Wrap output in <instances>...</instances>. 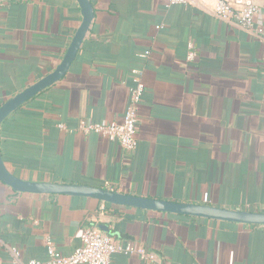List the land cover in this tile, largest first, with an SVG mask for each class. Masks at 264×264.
I'll list each match as a JSON object with an SVG mask.
<instances>
[{
	"label": "crops",
	"instance_id": "0c3cea01",
	"mask_svg": "<svg viewBox=\"0 0 264 264\" xmlns=\"http://www.w3.org/2000/svg\"><path fill=\"white\" fill-rule=\"evenodd\" d=\"M91 2L95 20L69 73L0 129L9 170L28 181L264 211L263 43L193 5ZM255 2L264 23V0ZM82 20L75 0L1 2L0 106L58 67ZM133 70L145 91L138 147L127 152L79 126L123 120ZM94 226L150 255L116 254L112 264H264V226L18 193L0 181V264H12L10 247L24 263L47 260V238L71 255Z\"/></svg>",
	"mask_w": 264,
	"mask_h": 264
},
{
	"label": "built area",
	"instance_id": "2783aa9c",
	"mask_svg": "<svg viewBox=\"0 0 264 264\" xmlns=\"http://www.w3.org/2000/svg\"><path fill=\"white\" fill-rule=\"evenodd\" d=\"M182 4L203 9L221 21L238 24L264 45V26L257 24L261 10L255 0H215L212 4H209L207 0H167L168 7ZM148 55L149 52L141 56L147 57ZM197 57L198 53L194 44L191 43L188 59L193 61ZM262 65V76L264 77V59ZM132 74L134 86L131 88L130 103L121 122L82 121L79 126L82 134L100 135L111 142L118 143L127 152H132L138 147L139 115L145 91L141 71L133 70ZM80 238L81 246L71 255H64L58 250L54 241L47 238L48 258L44 261L31 260L24 263L21 260V251L16 247H10L12 264H112L113 256L116 254L137 255L145 260L150 257L143 247L134 243L119 244L96 226L83 230Z\"/></svg>",
	"mask_w": 264,
	"mask_h": 264
},
{
	"label": "water",
	"instance_id": "95a60500",
	"mask_svg": "<svg viewBox=\"0 0 264 264\" xmlns=\"http://www.w3.org/2000/svg\"><path fill=\"white\" fill-rule=\"evenodd\" d=\"M3 1L7 0H0V2ZM75 1L81 9L83 20L69 44L61 63L52 73L11 97L0 106V129L4 122L14 112L21 109L29 100L39 93L62 80L69 73L90 31L91 25L95 20V11L91 0ZM0 181L18 193L81 197L102 201L115 206H124L164 214H174L248 226H264V212L147 198L86 184L28 181L9 170L2 155L1 141Z\"/></svg>",
	"mask_w": 264,
	"mask_h": 264
},
{
	"label": "trees",
	"instance_id": "16d2710c",
	"mask_svg": "<svg viewBox=\"0 0 264 264\" xmlns=\"http://www.w3.org/2000/svg\"><path fill=\"white\" fill-rule=\"evenodd\" d=\"M257 24H261V25L264 26V23H262L260 20H257ZM250 211L264 212V211H262V210H253V209H251Z\"/></svg>",
	"mask_w": 264,
	"mask_h": 264
}]
</instances>
